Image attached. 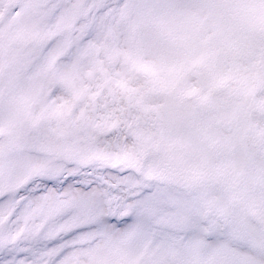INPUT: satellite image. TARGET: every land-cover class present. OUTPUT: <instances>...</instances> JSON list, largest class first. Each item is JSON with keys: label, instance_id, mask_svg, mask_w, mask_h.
I'll list each match as a JSON object with an SVG mask.
<instances>
[{"label": "snow or ice", "instance_id": "obj_1", "mask_svg": "<svg viewBox=\"0 0 264 264\" xmlns=\"http://www.w3.org/2000/svg\"><path fill=\"white\" fill-rule=\"evenodd\" d=\"M235 82L264 86V0H0V264H264V192L188 186Z\"/></svg>", "mask_w": 264, "mask_h": 264}, {"label": "rangeland", "instance_id": "obj_2", "mask_svg": "<svg viewBox=\"0 0 264 264\" xmlns=\"http://www.w3.org/2000/svg\"><path fill=\"white\" fill-rule=\"evenodd\" d=\"M253 105H257L263 110V116L255 113L256 107L253 110ZM251 120L264 121V86L257 85L249 89L245 83L235 82L228 87L215 90L214 101L196 128L199 144L207 148L211 158L216 161L219 171H223L225 161L233 166L231 169H233L234 174H230V180L233 184L239 183L234 175L237 176L236 170L240 164V154L238 150H232L227 157H222L221 152L226 144L236 145L239 140L241 141L242 131ZM227 121L231 122L234 127L229 135L221 129ZM156 153V162L161 175L173 180L189 175L196 168V164L203 159L201 148L190 143H177L167 151L157 149ZM213 172L216 173L215 168ZM205 185L216 187L211 178L206 175L201 176L195 183H189L188 186L195 188ZM251 186L246 183L244 193L248 194V200H256L255 202H257L264 190L260 192ZM227 193L231 195L234 193L239 196L238 188L232 193Z\"/></svg>", "mask_w": 264, "mask_h": 264}, {"label": "flooded vegetation", "instance_id": "obj_3", "mask_svg": "<svg viewBox=\"0 0 264 264\" xmlns=\"http://www.w3.org/2000/svg\"><path fill=\"white\" fill-rule=\"evenodd\" d=\"M256 112L259 113L260 111L257 110ZM249 122L250 124H253L257 128V131H259V137L261 140L260 141L261 150L257 154V156H253L252 153L246 152L244 147V143H245L244 136L242 134L243 138L241 141L238 142L236 149L240 150V154L242 153L243 156L242 167H244L243 169L247 173L243 180V183L248 181L249 185H255V187H260V186L264 187V184L261 183V179H260L261 169L264 168V121L259 122L257 120L254 121L251 120ZM249 129H252V125H250L245 132L249 131ZM231 145L232 143L226 144L225 148H223L222 150V155L227 154V152L231 148ZM255 182H257V184H255ZM240 201H244V200L240 199Z\"/></svg>", "mask_w": 264, "mask_h": 264}]
</instances>
